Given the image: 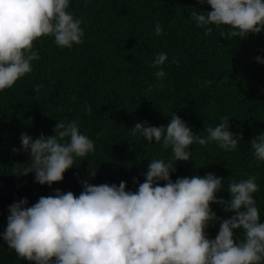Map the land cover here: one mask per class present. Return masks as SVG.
Masks as SVG:
<instances>
[{
  "label": "trees",
  "instance_id": "16d2710c",
  "mask_svg": "<svg viewBox=\"0 0 264 264\" xmlns=\"http://www.w3.org/2000/svg\"><path fill=\"white\" fill-rule=\"evenodd\" d=\"M193 10L211 8L198 0H70L69 11L83 21L84 42L60 48L52 37L41 38L34 45L40 59L33 62V71L0 92V233L7 226L9 205L27 198L31 206L55 189L78 196L80 180L96 185L126 181L128 190H137L133 178L144 182L150 160L168 158L171 149L132 136L129 128L145 121L166 127L174 113L201 136L228 116L230 130L242 139L233 152L215 142L191 145L190 162H179L172 179L214 173L225 181L218 195L229 200L227 183L254 175L259 186L254 198L264 223V162L255 160L250 143L264 133V63L257 60H264V32L226 40L213 25L205 36L190 18ZM156 23L163 28L160 36ZM160 52L168 56L163 79L151 67ZM72 120L94 141L95 152L78 158L77 167L51 187L37 183L34 173L15 175L16 164L26 167L30 158L22 148L23 133L33 139L41 133L51 136L58 121ZM89 167L97 171L95 178ZM211 207L221 218L231 215L220 205ZM218 231L219 223L210 226L209 239ZM236 233L242 240L240 230ZM0 264L29 262L0 236Z\"/></svg>",
  "mask_w": 264,
  "mask_h": 264
},
{
  "label": "clouds",
  "instance_id": "9594fccd",
  "mask_svg": "<svg viewBox=\"0 0 264 264\" xmlns=\"http://www.w3.org/2000/svg\"><path fill=\"white\" fill-rule=\"evenodd\" d=\"M198 2L211 8L190 12L205 36L212 34L213 25L226 40L264 32V0ZM69 8L70 0H0V92L33 71V62L40 59L34 45L41 38L52 37L60 48L84 42L83 21ZM162 33L156 23L155 35ZM167 60L164 52L155 55L151 67L159 69L154 73L157 79L165 77L162 66ZM40 87L36 86L37 92ZM83 107L91 112L90 105ZM230 120L224 116L215 127H206V136L196 134L176 113L166 127L135 123L129 128L132 136L171 149L168 158L150 160L142 173L144 182L133 178L137 190H128L126 181L96 185L84 179L78 196L55 189L31 206L27 198L20 199L9 205L7 226L0 236L29 264H264V223L254 198L259 191L256 176L227 183L229 200L218 195L225 190V181L214 173L172 179L179 162H190L193 144L215 142L227 152L237 150L242 135L230 130ZM53 133L35 139L21 135L23 151L30 158L26 167L16 164L15 175L34 173L37 183L51 187L77 167L78 158L95 152L94 141L81 133L76 120L58 121ZM250 143L255 160L264 162V133ZM89 175L95 178L97 171L89 167ZM212 204L222 206L230 217H219ZM217 223L219 231L209 239L207 229ZM236 230L243 234L242 240Z\"/></svg>",
  "mask_w": 264,
  "mask_h": 264
}]
</instances>
